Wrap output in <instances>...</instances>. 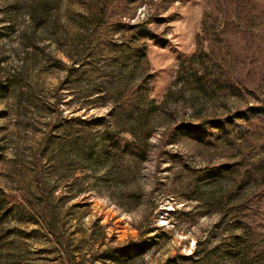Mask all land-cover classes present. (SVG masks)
Segmentation results:
<instances>
[{"label": "rangeland", "instance_id": "1", "mask_svg": "<svg viewBox=\"0 0 264 264\" xmlns=\"http://www.w3.org/2000/svg\"><path fill=\"white\" fill-rule=\"evenodd\" d=\"M96 1L0 0V264H62L41 220L4 193L47 203L77 264H222L213 249L231 244L241 232L226 224L243 216L252 228L249 262L264 264V130L250 125L235 139L212 127L210 119L247 103L209 100L181 78L206 49L203 18L213 0H106L114 18L105 46L84 70L71 69ZM57 21L72 50L57 41ZM128 22L158 37L138 68L111 51L122 38L115 29ZM129 111L133 120L148 115L139 156L114 140H135ZM169 127L178 129L171 140ZM229 165L235 170L223 174ZM246 175L253 187L240 186Z\"/></svg>", "mask_w": 264, "mask_h": 264}, {"label": "trees", "instance_id": "2", "mask_svg": "<svg viewBox=\"0 0 264 264\" xmlns=\"http://www.w3.org/2000/svg\"><path fill=\"white\" fill-rule=\"evenodd\" d=\"M112 18L114 14L107 1L97 0L92 6L91 13L84 18L80 27L79 44L81 47L78 51L80 60L74 59L71 69L84 70L92 54L105 46L107 38L104 32L111 28L112 25L108 22ZM114 26L118 27L116 23ZM123 26V30L115 29L116 32L121 31L122 38L118 43L113 44L111 51L117 50L125 59L136 63L138 68L140 60L147 57L148 39L158 37L145 23L128 22ZM221 26L222 29H219ZM227 27L233 30L231 34H225L224 29ZM55 28L58 35L57 41L72 50L74 48L72 40L60 36V33L65 31L62 22L57 21ZM256 28L259 29V35L255 32ZM203 31H205L204 39L207 44L203 46H206V49L200 50L191 57L188 67H185L181 73V78L185 77L188 85H193L197 93L209 100L220 99L223 102L226 98L239 96L247 103L244 108L229 109L225 118H213L208 123L212 127L216 125L219 130L227 133L233 132L235 139L237 135L246 134L250 125L256 127V124H260V128L264 130V35L260 36L264 34V0H213L203 18ZM100 34H102L101 37H99ZM225 69H234L235 73L227 74ZM115 112L116 115L120 114L118 108ZM131 114V111L126 113L128 119L125 126L128 132L136 137L135 140H128L118 135L114 137V140L118 142L122 150L131 151L139 156L145 147L144 141L150 134L145 125L148 115L133 120ZM177 130V128H167L165 136L169 135L168 140H171ZM197 131L200 134L203 133L201 126L195 130ZM45 145L44 140L41 148ZM229 166L223 174H228L236 168L235 165ZM37 178L41 183L38 173ZM244 178L240 186L253 187L252 182H249L250 175ZM42 195L49 196V191L46 193L43 188ZM3 198L8 204L27 205L41 220L49 238L57 244L62 255V264H77L70 238L62 231L53 210L47 203L37 204L34 196L29 193L19 196L4 193ZM226 225L225 230L232 233L238 229L241 233L234 237L229 245L221 241L223 247L219 244L214 247L213 252L220 256L222 264H250L251 225L244 222V216L234 218ZM140 243L133 244L140 245ZM196 260L197 263L201 262L200 257Z\"/></svg>", "mask_w": 264, "mask_h": 264}]
</instances>
